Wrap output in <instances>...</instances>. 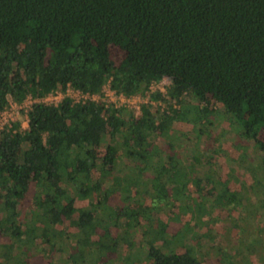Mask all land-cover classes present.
Segmentation results:
<instances>
[{"label": "trees", "instance_id": "obj_1", "mask_svg": "<svg viewBox=\"0 0 264 264\" xmlns=\"http://www.w3.org/2000/svg\"><path fill=\"white\" fill-rule=\"evenodd\" d=\"M105 86L149 102L66 96L2 132L0 264H264L227 238L235 180L264 209V0H0V114Z\"/></svg>", "mask_w": 264, "mask_h": 264}, {"label": "rangeland", "instance_id": "obj_2", "mask_svg": "<svg viewBox=\"0 0 264 264\" xmlns=\"http://www.w3.org/2000/svg\"><path fill=\"white\" fill-rule=\"evenodd\" d=\"M165 86L166 87L171 86V82L169 80L163 81L162 84L158 87V89H162ZM154 105L156 107L159 106L158 103L154 104ZM163 108H165V106H163ZM136 113H137V111H136ZM232 132L227 137L228 138L227 140L230 141V143L233 142V145L237 146V144H239V140L235 139L236 137L234 135V132L233 133ZM236 146H235V148H236ZM246 146L248 147V151L246 152V154L248 155V158H249L248 162L249 161L252 162L253 160L254 161L257 160L256 166L257 165L259 166L260 164L264 165V158L256 150V148L250 144H247ZM248 173L243 171V173H242V174H244L243 177L248 178L247 177ZM234 182H235L234 187L237 189V191L240 193V196H241V197L239 196L241 206H238L236 204L233 205L236 207V209L235 210L232 209L233 211L231 210L232 212H230V213H232V214H231V217L229 219L232 223L236 224L235 225L236 227H239V228H235V230L236 229L239 230V233H237V232L230 233L229 232L230 236L235 237V240H232L230 238V236H228L227 238L229 239L228 243L233 242V245L231 247L234 246L236 249V252L235 253L229 252L230 249H229L228 245H227V247L224 246L225 248H223V250H221V252H223L225 254L231 253V255H234V254H237L240 252L241 254L245 255V257L251 258L252 255L254 254L253 251H254L255 247L259 246L260 250L257 251V255H260V256H257V257L259 258V261L261 263L264 261V233L262 236H260L259 233L264 230V209L262 210L259 206L261 201L260 202L256 201L255 204H257V205H255V206H250L248 208H245V206H246L245 205L246 204L245 199L247 197L246 193L248 192L247 189H248V186H249L248 183H250V180H247V182H245V186L241 185L242 180H240L239 178H238V180H235ZM84 202H86V201H84ZM228 214H229V211L227 209H225L224 214L220 212L219 217H221V222H222V220L225 221L227 219ZM213 215H215V214L213 213ZM215 216L217 217V214ZM171 228L175 229L176 227L175 226L170 227L169 232H171V230H172ZM212 228H214L215 230L217 229L216 226H214V224H211L210 229H212ZM253 235L256 236V239H254L255 237H253ZM227 257H230V256L228 255ZM232 259L234 260L233 262L236 263L237 260L234 258H232ZM42 260H44L43 263H42ZM242 262H243V258L241 257L239 263H237V264H242ZM32 263L33 264H47V260L44 259V257L41 259L40 254H37Z\"/></svg>", "mask_w": 264, "mask_h": 264}, {"label": "built area", "instance_id": "obj_3", "mask_svg": "<svg viewBox=\"0 0 264 264\" xmlns=\"http://www.w3.org/2000/svg\"><path fill=\"white\" fill-rule=\"evenodd\" d=\"M165 81V80H164ZM162 84L152 86V92L157 90L166 93L167 87H163L162 89H158V87ZM72 98L76 103H86L88 101H96V102H104L108 105L114 104L117 107L126 106L132 110L137 111L136 115L140 116L142 112V104L148 103L149 97L142 99L141 97H126L122 94H117L110 87L105 86L103 89L102 95H91L89 93H83L79 90H75L73 88H69L66 93L58 92L55 94H50L45 98H32L29 96L22 104H18L15 102H10V106L6 108L0 114V138L3 131L6 129H10L13 127V124L22 121V128L26 129L29 127V119L28 112L29 110L38 103H43L46 105H56L65 97Z\"/></svg>", "mask_w": 264, "mask_h": 264}]
</instances>
